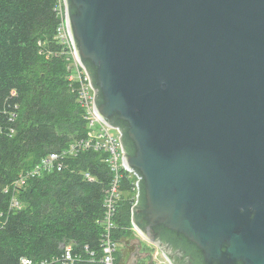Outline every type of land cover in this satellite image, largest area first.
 <instances>
[{
  "label": "water",
  "instance_id": "95a60500",
  "mask_svg": "<svg viewBox=\"0 0 264 264\" xmlns=\"http://www.w3.org/2000/svg\"><path fill=\"white\" fill-rule=\"evenodd\" d=\"M63 3L94 111L138 177L141 239L170 264H264V0ZM141 239L126 264H154Z\"/></svg>",
  "mask_w": 264,
  "mask_h": 264
},
{
  "label": "trees",
  "instance_id": "16d2710c",
  "mask_svg": "<svg viewBox=\"0 0 264 264\" xmlns=\"http://www.w3.org/2000/svg\"><path fill=\"white\" fill-rule=\"evenodd\" d=\"M57 2L0 0V264H20L24 257L42 264H102L103 199L114 177L105 152L82 150L63 159L61 170L28 178L18 190L12 186L21 171L88 131L78 82L68 80V47L57 36ZM133 180L120 170L109 231L116 243L131 236ZM12 197L20 207H10Z\"/></svg>",
  "mask_w": 264,
  "mask_h": 264
},
{
  "label": "built area",
  "instance_id": "2783aa9c",
  "mask_svg": "<svg viewBox=\"0 0 264 264\" xmlns=\"http://www.w3.org/2000/svg\"><path fill=\"white\" fill-rule=\"evenodd\" d=\"M58 14L60 16V24L58 27L57 36L60 40L66 43L68 49H72V44L66 29L65 24V10H64V3L63 0H58L57 6ZM74 54V50H73ZM75 60H78L73 55ZM69 66V75L68 80H76L78 82L77 87V97L78 102L84 108L85 111V119L87 121L88 131L87 135L83 138L76 139L71 141L68 146L62 149L58 153H50L45 157H42L40 161L33 166L30 170L21 171L18 174V177L13 181L12 186L14 190H18L26 184V180L28 178L36 177L41 175L45 171H50L52 169L61 170L63 168L62 160L65 159L67 156H76L78 152L86 149H93V150H101L106 153L105 161L108 163L110 170L113 172V180L108 187V189L104 193L103 199V208H104V221H105V233L103 234V241H102V264H113V257L112 252L115 249L116 242H113L110 239L109 231L112 227V218L115 212V204L119 199V192H118V177L120 170H124L129 175L134 178L133 180V187H132V200L133 203L131 207L136 202L138 189H137V175L130 170H127L123 164V151L121 148L120 142V131L118 128L111 127L101 121L98 116L96 115L93 107V98H94V90L89 83V78L78 62L76 63V68L74 66ZM76 70V73H75ZM78 70V71H77ZM74 74V77H73ZM88 180H93V177L89 175V173L85 172L83 174ZM7 191V188H5ZM20 203L12 197L10 200V207L16 208L20 207ZM131 215V209H130ZM132 226V224H131ZM133 227V226H132ZM65 254L67 258H70L69 248L65 249ZM20 264H42V263H33L28 258H21Z\"/></svg>",
  "mask_w": 264,
  "mask_h": 264
},
{
  "label": "rangeland",
  "instance_id": "374dc122",
  "mask_svg": "<svg viewBox=\"0 0 264 264\" xmlns=\"http://www.w3.org/2000/svg\"><path fill=\"white\" fill-rule=\"evenodd\" d=\"M73 50L68 49L64 52V56L66 57V61L76 68V63H78L74 56ZM78 71V70H77ZM76 73V70H75ZM74 77V74H73ZM130 237L124 240L122 243H117L115 246L114 251L112 252L113 257V264H126L129 254L134 249V245H130L129 241L131 239L139 238L141 239L140 235L137 231L131 226L130 227ZM141 252L148 251L152 253L153 262L154 264H170L168 260L162 255V253L152 244L147 243L143 239H141ZM147 259L140 260L137 264H148Z\"/></svg>",
  "mask_w": 264,
  "mask_h": 264
},
{
  "label": "flooded vegetation",
  "instance_id": "af4514ba",
  "mask_svg": "<svg viewBox=\"0 0 264 264\" xmlns=\"http://www.w3.org/2000/svg\"><path fill=\"white\" fill-rule=\"evenodd\" d=\"M133 250H134V249H133ZM133 250H132V251H133ZM140 250H141V249H140ZM144 252H145V251H144ZM143 259H148V257H142V258L139 257V258L136 260V264H137L140 260H143Z\"/></svg>",
  "mask_w": 264,
  "mask_h": 264
}]
</instances>
